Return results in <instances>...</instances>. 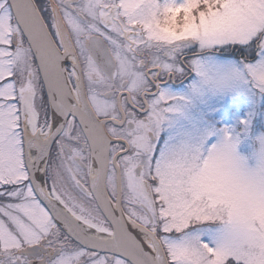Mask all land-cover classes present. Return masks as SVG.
Here are the masks:
<instances>
[{"label":"snow or ice","instance_id":"snow-or-ice-1","mask_svg":"<svg viewBox=\"0 0 264 264\" xmlns=\"http://www.w3.org/2000/svg\"><path fill=\"white\" fill-rule=\"evenodd\" d=\"M0 264H264V0H0Z\"/></svg>","mask_w":264,"mask_h":264}]
</instances>
